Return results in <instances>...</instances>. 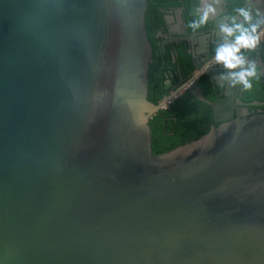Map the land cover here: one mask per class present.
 I'll use <instances>...</instances> for the list:
<instances>
[{"label":"water","instance_id":"obj_1","mask_svg":"<svg viewBox=\"0 0 264 264\" xmlns=\"http://www.w3.org/2000/svg\"><path fill=\"white\" fill-rule=\"evenodd\" d=\"M149 5L0 0V264H264V114L219 118L214 56L220 123L154 153Z\"/></svg>","mask_w":264,"mask_h":264},{"label":"flooded vegetation","instance_id":"obj_2","mask_svg":"<svg viewBox=\"0 0 264 264\" xmlns=\"http://www.w3.org/2000/svg\"><path fill=\"white\" fill-rule=\"evenodd\" d=\"M225 1L229 4V0ZM152 2L154 4L159 3V1L153 0ZM158 6L161 11L164 24L160 29L157 30L156 43L153 44L151 42L153 46L154 57H156L155 60L157 61V63L159 61V63H165V60L168 57L170 62L176 65V71L180 73L178 85H176L174 89H172L167 95L163 96L161 99L167 96H173L176 91L178 92L177 94H181V96L184 94H189L186 92L187 88H183L182 86L185 85V83H190L188 81L190 80L193 73L197 71L200 67H202L204 64L212 60L214 56H216V51H214L213 47L216 45L225 44L229 40L233 39L230 36H227L224 32H222V30H218L217 32L216 29L213 27V22L210 20L201 23V25H205V27H202V29H192L193 25L187 17V11L184 3L175 6ZM206 6L204 7V9H201L200 13L203 14V11L205 10ZM198 7L199 3L196 8V12L198 10ZM213 8L215 9V12L209 13L208 18H212L213 21L219 20L220 23L218 25L220 26V29L221 25L232 27V24L234 22H236L237 24L243 23L235 18L238 13L240 14L239 11L234 15L228 14V5L226 6L225 4H223L219 6L218 3H213ZM249 14L250 16L255 15L252 12H249ZM197 15L199 17L200 22L202 15H199L198 12ZM224 16H226L230 20H225L223 18ZM241 17L244 19L243 16ZM254 17L256 18L255 21L252 22V24L257 25V31L259 32L262 24L261 18H259L258 14H256ZM195 33L209 34L210 43L208 48L203 49V51L200 50L199 53L196 54L195 57H193V54L191 53L192 46L190 45L189 40H191L190 37ZM181 45L184 47V51L190 55L194 67L191 72L185 73V75H182L180 69L181 61L179 58L178 47ZM255 46H257V48L249 51H244L243 53V56L246 57V59L250 58L249 60H252L254 65H251L248 62H244L242 65H238L236 68L229 69L225 67L223 62H218L217 64H215L214 68L210 66L212 69H210V67H206L204 71L207 72L204 73L202 71L197 80L196 86L201 90V92H203V95L207 100L213 103H222V106L218 112L219 118L223 120L229 119L232 116L236 117L238 116L239 112L242 116L248 118L256 114H264V39L260 40ZM195 47H197V45ZM172 64H168V67L172 68ZM253 67L255 69V74L246 77L251 86L245 87L244 83L241 82L234 74L242 70H248ZM167 72V78L173 77V74L170 70H168ZM203 75H207V77L211 78V84L208 88H203L199 84V81ZM169 83L170 80L167 79L166 84ZM242 84L244 86L243 94H241L240 89V85ZM176 99H178V97L175 98V100ZM200 102L209 106L205 102ZM209 107L211 109V106ZM211 114L212 120L208 122L209 127H211L213 124L217 125L220 123L215 122L214 112L212 111V109ZM171 118L172 117H166L165 120Z\"/></svg>","mask_w":264,"mask_h":264},{"label":"trees","instance_id":"obj_3","mask_svg":"<svg viewBox=\"0 0 264 264\" xmlns=\"http://www.w3.org/2000/svg\"><path fill=\"white\" fill-rule=\"evenodd\" d=\"M159 1L158 4H154L150 0L149 9L147 12L146 26L148 29V36L150 41L155 44L157 41V30L163 26V19L161 11L158 5H181L184 3L187 11V17L192 23V29L198 30L205 27L199 22V17L196 12L199 0H153ZM243 0H229L228 14L234 15L243 6ZM254 16H251V22L255 21ZM234 22L232 27H234ZM243 28L249 29L250 26L247 23H240ZM257 31V27H256ZM255 32L251 33L254 35ZM240 34L239 30H235L233 35L230 36L235 39ZM221 45L214 46V51ZM179 58L181 61L180 69L182 75L189 73L193 70L192 60L190 55L184 51V47L181 45L178 47ZM154 57L150 64L149 76H148V99L157 103L161 98L167 95L172 89L178 85L180 73L176 71V65L172 64L167 57L165 63H157ZM168 64H172V68L168 67ZM168 70L171 71L173 77L167 78ZM167 79L170 80L169 84H166ZM211 78L207 75H203L199 81L200 86L208 88L210 86ZM166 117H172L165 120ZM212 120L211 109L206 104L194 99L189 94H184L180 98L176 99L169 107L168 110H161L157 112L150 120L151 128V145L154 153H160L168 151L180 144H183L189 140L196 139L209 130L208 122Z\"/></svg>","mask_w":264,"mask_h":264},{"label":"clouds","instance_id":"obj_4","mask_svg":"<svg viewBox=\"0 0 264 264\" xmlns=\"http://www.w3.org/2000/svg\"><path fill=\"white\" fill-rule=\"evenodd\" d=\"M215 9L211 5H207L200 19V23H204L207 21L209 13H214ZM240 15L244 17L246 21L251 20V16L249 12L245 9H239ZM235 30H239L240 34L235 37L234 43H225L219 46L216 50L215 59L219 62H223L225 67L232 69L236 68L238 65H242L244 61L240 56L236 53L239 51L241 47H254L258 37L252 35L251 33L256 31L257 25H251V31L249 29H245L241 24H234ZM221 30L227 36H232L234 32L233 27H229L226 25H221ZM255 74V69L250 68L248 70H242L234 75L244 83L245 87H250V83L246 79L247 76H252Z\"/></svg>","mask_w":264,"mask_h":264},{"label":"built area","instance_id":"obj_5","mask_svg":"<svg viewBox=\"0 0 264 264\" xmlns=\"http://www.w3.org/2000/svg\"><path fill=\"white\" fill-rule=\"evenodd\" d=\"M264 39V28L263 30L261 31L260 35L258 36V39H257V42L256 44L260 41V40H263ZM255 44V45H256ZM175 98H177V95L176 96H172L170 97L169 99L166 100V97L163 98L165 101L163 103H161L160 105V109L161 110H166L168 109V107L173 103V101L175 100Z\"/></svg>","mask_w":264,"mask_h":264},{"label":"crops","instance_id":"obj_6","mask_svg":"<svg viewBox=\"0 0 264 264\" xmlns=\"http://www.w3.org/2000/svg\"><path fill=\"white\" fill-rule=\"evenodd\" d=\"M213 5V3H212ZM257 5L261 7L264 10V0H257ZM248 12H252L253 14H257V11L254 7H248L246 8Z\"/></svg>","mask_w":264,"mask_h":264}]
</instances>
